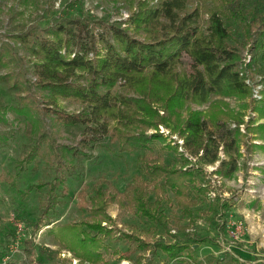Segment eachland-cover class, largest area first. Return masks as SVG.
<instances>
[{
	"label": "trees",
	"instance_id": "obj_1",
	"mask_svg": "<svg viewBox=\"0 0 264 264\" xmlns=\"http://www.w3.org/2000/svg\"><path fill=\"white\" fill-rule=\"evenodd\" d=\"M126 1L137 2V10L129 20L143 37L130 34L129 29L117 23L97 21L93 26L88 20L75 18L66 25L45 28L42 36H37L35 30L23 31L24 26L20 25V31L13 32L9 38L29 52L25 62L29 63L34 80L29 83L23 74L13 71L0 75V80L9 81L10 87L18 91V103L13 106L17 113L47 116L57 125L66 127L84 126L77 144H62L53 138L46 144L43 140L37 141L28 146L19 160L21 170L40 157H45L55 169L50 181L37 182L24 193L45 188L38 199L37 218L30 225L34 233L43 229L58 245L59 252H70L80 264H105L103 254L119 253L111 251V242L116 239L135 242L140 250L150 245L149 233L135 226H129L130 231H120L119 235H115L113 228L106 227L115 225V219L107 213L111 203L119 207L126 205L142 218L167 228L171 218L162 206L168 189L182 214L193 222L192 207L196 202L190 198L188 190L196 187L206 194L212 188L209 182L204 186L196 185L195 175L199 172L203 175V166L218 161L213 175L227 179L237 170L241 145L235 144L233 135L238 133L232 134L221 127L231 113L227 103L216 98L251 97L249 83L256 74L260 75L264 96V6H249L245 0ZM203 13L207 14L205 20ZM233 22L237 23L242 36L232 28ZM246 47L253 51L249 62L241 61V51ZM184 54L192 61L190 71L181 69ZM259 61L261 65L256 68ZM9 64L18 65L10 49L1 44L0 66ZM120 81L125 92H119ZM130 92L138 97L129 96ZM60 100L77 101L81 109L77 113L65 112ZM188 101L200 104L211 101L222 110L204 118L199 111H189L187 118L181 121ZM260 101L264 103V98ZM160 110L163 115H159ZM254 110L264 116V108ZM141 114L144 119H137ZM109 120L116 121V126L112 127ZM139 123H144V128L162 123L176 130L186 140L182 145L184 150L197 159L198 169L182 170L176 164H165L153 151L158 135L149 138L145 133L133 132ZM247 129L262 140V144L247 145L264 152V122ZM105 137L116 142L119 153L142 152L136 160L139 173L131 176L122 192L104 177L90 187L83 186L77 193V206L89 217L77 222L55 223L49 218V212L67 196L65 172L74 167L73 159L88 158V150L100 145ZM3 138L0 136V141ZM165 147L176 151L174 146ZM220 150L226 156L223 159L218 154ZM181 160L183 166L190 165L186 157ZM1 180L15 184L9 174L7 177L0 174ZM151 194L153 200L149 199ZM213 211L215 205L210 203L208 212ZM174 225L176 229H186L179 225V220H175ZM219 230H225L224 220ZM10 235L14 236L13 232ZM153 247L171 260L185 255L189 264H194L193 249L188 244L158 243ZM231 259L230 264H243L237 258ZM62 261L69 259L64 256ZM216 261L213 259L208 264H216Z\"/></svg>",
	"mask_w": 264,
	"mask_h": 264
},
{
	"label": "rangeland",
	"instance_id": "obj_2",
	"mask_svg": "<svg viewBox=\"0 0 264 264\" xmlns=\"http://www.w3.org/2000/svg\"><path fill=\"white\" fill-rule=\"evenodd\" d=\"M245 1L249 6H264V0ZM136 10L137 2L131 3L126 0H0V45L3 44L10 49L18 64L0 66V75L13 71L23 74L29 83L34 80V75L28 68L29 63L25 62L29 52L15 45L9 38L13 32L20 31L18 28L20 25L24 26L23 31L35 30L37 36H42L45 28L66 25L70 19L75 18L88 20L93 26L97 25V21L105 24L117 23L129 29L130 34L143 37L144 34L137 33L130 24L129 17ZM203 18L204 20L207 18L206 13H203ZM232 25L236 34L242 36L237 23L233 22ZM240 55L241 61L249 62L253 51L246 47L242 49ZM191 64V59L184 54L181 58V69L190 71ZM260 65L259 61L255 66L258 68ZM120 83L121 81L118 83L119 92H125V88H122L123 83L122 85ZM10 84L9 81L0 80V136L4 137L0 141V174H5L6 177L9 174L15 179L13 186L8 180L7 183L4 180L0 181V264H80L70 252L66 250L59 252L58 245L51 236L44 234L43 229L34 233L30 225L37 218L38 199L44 194L45 188L32 189L27 195L24 193L29 186L37 182L50 181L56 173L55 169L46 162L45 157L23 166L22 170L19 160L28 146L37 141L43 140L46 144L47 140L53 138L58 143L77 144L84 126L66 127L57 125L47 116L17 113L13 106L18 103V91L10 87ZM249 84L251 97L216 98L226 102L227 110L231 113L221 127L232 134L237 131L238 134L233 137L235 144L241 145L234 174L227 179L214 176L213 172L219 161L203 166V175L197 171L196 185L210 182L212 188L206 194L200 193L196 187H190L188 190L190 198L196 202L192 207L193 222L182 214L168 189L167 200L162 206L164 212L171 218L167 228L142 218L126 205L119 207L116 203L109 204L107 213L115 219V225L106 226V223H103V226L113 228L115 235L128 230L131 225L135 226L138 230L149 233L150 245L145 250H140L135 242L116 239L111 242V251L118 250L119 253L103 254L105 264H189L190 261L185 255L171 260L153 247L158 243L172 242L190 245L193 249L194 264H208L213 259H217L216 264H230L233 257L243 264H264V152L247 145L262 144V140L247 129L264 122V116L259 115L258 110H254L264 108V103L260 101L264 98L261 94L263 85L260 75L256 74ZM33 88L32 91L35 92ZM129 96L138 97L132 92ZM59 104L65 112L77 113L81 109V104L77 101L60 100ZM212 104L211 101L202 104L186 102L181 121L187 118L189 111H199L204 118V115L215 114L218 109L222 110L221 107L217 108ZM163 114L160 110L159 115ZM136 118L144 119V115H138ZM237 120L241 121L237 123ZM109 123L112 127L117 124L114 120H109ZM143 124H137L133 132L145 133L149 138L158 135L153 151L163 158L165 164H176L177 168L182 170L198 169L197 159L184 150L182 145L186 144V140L176 130L173 131L162 123L145 128ZM124 129L128 130V127ZM214 137L217 138V135ZM165 145L174 146L176 151L166 148ZM88 152L90 153L88 158L73 159L74 167H69L65 172L67 196L62 199L60 205L49 212V218L55 223L77 222L89 217L77 206V193L83 186L90 187L97 179L104 177L122 192L131 176L140 171L136 160L142 152L136 150L119 153L116 142H111L108 137ZM218 154L220 159L226 157L222 150ZM182 157L189 160L188 167L183 166ZM149 199H154L152 194ZM210 203L215 205V211L211 213L208 212ZM222 213H225V219L220 217ZM175 220H179V225L185 226L186 229L184 231L176 229ZM223 220L225 230L220 231L219 227ZM15 222L21 225L19 230L14 227ZM10 232H13L14 236L10 235ZM196 240L201 241L193 244ZM46 248L51 251L41 253V250ZM64 256L69 261L63 262Z\"/></svg>",
	"mask_w": 264,
	"mask_h": 264
},
{
	"label": "built area",
	"instance_id": "obj_3",
	"mask_svg": "<svg viewBox=\"0 0 264 264\" xmlns=\"http://www.w3.org/2000/svg\"><path fill=\"white\" fill-rule=\"evenodd\" d=\"M14 227H15V228H18V230H19V229L21 228V225H20L18 222H15V223H14Z\"/></svg>",
	"mask_w": 264,
	"mask_h": 264
},
{
	"label": "crops",
	"instance_id": "obj_4",
	"mask_svg": "<svg viewBox=\"0 0 264 264\" xmlns=\"http://www.w3.org/2000/svg\"><path fill=\"white\" fill-rule=\"evenodd\" d=\"M214 176H217V175H214ZM218 178H220V179H223V178H221V177H219V176H217ZM210 183V182H209ZM206 184V183H205ZM205 184H201L200 186H204ZM211 190V189H210ZM172 243H174V242H172Z\"/></svg>",
	"mask_w": 264,
	"mask_h": 264
}]
</instances>
